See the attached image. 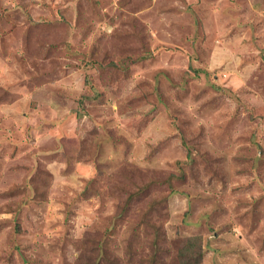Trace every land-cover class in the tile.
Listing matches in <instances>:
<instances>
[{"label": "rangeland", "instance_id": "rangeland-1", "mask_svg": "<svg viewBox=\"0 0 264 264\" xmlns=\"http://www.w3.org/2000/svg\"><path fill=\"white\" fill-rule=\"evenodd\" d=\"M198 237L264 264V0H0V264Z\"/></svg>", "mask_w": 264, "mask_h": 264}, {"label": "trees", "instance_id": "trees-1", "mask_svg": "<svg viewBox=\"0 0 264 264\" xmlns=\"http://www.w3.org/2000/svg\"><path fill=\"white\" fill-rule=\"evenodd\" d=\"M184 241L185 243L182 246L181 253H180V257H181L180 259L183 261V264H201L202 258H203L202 239L199 237L198 238H185ZM196 257H197V260L194 262L193 259Z\"/></svg>", "mask_w": 264, "mask_h": 264}]
</instances>
